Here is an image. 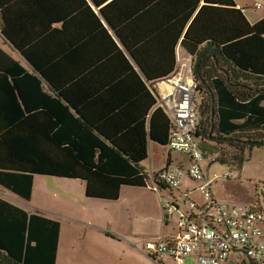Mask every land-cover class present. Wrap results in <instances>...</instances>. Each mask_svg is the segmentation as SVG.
Masks as SVG:
<instances>
[{"label":"trees","instance_id":"1","mask_svg":"<svg viewBox=\"0 0 264 264\" xmlns=\"http://www.w3.org/2000/svg\"><path fill=\"white\" fill-rule=\"evenodd\" d=\"M0 35L30 66L0 49V264H55L61 231L2 192L28 202L41 176L117 202L148 186L150 145L170 153L155 86L177 47L193 58L194 138L236 164L264 148V18L249 23L233 0H0Z\"/></svg>","mask_w":264,"mask_h":264},{"label":"built area","instance_id":"2","mask_svg":"<svg viewBox=\"0 0 264 264\" xmlns=\"http://www.w3.org/2000/svg\"><path fill=\"white\" fill-rule=\"evenodd\" d=\"M259 9L260 5L255 4ZM173 90L164 101L159 99V106L167 114L171 124L168 149L171 153L185 157L188 161L187 174L191 181L198 184L204 205L198 209L186 200L183 206L196 209L195 220L188 215L181 216L178 223V235L175 238H155L144 243L148 253L159 260L171 258L177 264L193 257L196 264H226L230 257L247 253L254 258L264 257V212L258 208H229L213 202L210 184L206 181L201 168L202 155L194 138L197 114L193 98L197 84L191 79L185 81L174 75L163 83ZM183 171L178 165L167 167L157 175L154 181L163 184L169 190H178ZM228 176V175H227ZM228 178V177H227ZM216 175L213 176L215 181ZM179 210L176 205H168L169 216Z\"/></svg>","mask_w":264,"mask_h":264},{"label":"crops","instance_id":"3","mask_svg":"<svg viewBox=\"0 0 264 264\" xmlns=\"http://www.w3.org/2000/svg\"><path fill=\"white\" fill-rule=\"evenodd\" d=\"M236 6L238 9H240L238 5ZM243 14L245 16L244 12ZM248 21L249 23H252L250 20ZM179 50L182 49L179 48L176 50L177 67L173 74L185 81H190L192 79L191 71L193 66V58L187 55L183 50L182 51L185 53V55H182L181 51ZM182 67H186L188 69L187 74L183 75L181 73ZM159 87L162 86L160 85ZM162 88L164 90L165 87ZM168 88L169 90L167 93H172L173 90L170 87ZM151 149L152 147H150V150ZM170 154L172 153L170 152L166 154L165 164L159 171L155 172L152 168L148 170L150 184L147 186V188L156 192L160 201L161 198H166V202L162 200L164 202L161 201V203H155L153 217L150 216L144 221V224L148 227V232L143 234L139 230L137 231V229H139L140 223L136 221H134L132 229L126 228L125 231L117 230L116 232L119 235L117 238L122 247L120 260L121 264H177L171 258H163L159 260L157 256H154L151 253L149 254L145 249L144 243L148 241V239L151 240L162 237L168 239L175 238L179 232L178 223L181 219V216L183 215H188L189 218L193 220L196 219L198 216L197 210L189 209L188 205L185 207L183 206L186 200L193 202L198 209L202 207V204L204 205L203 199L198 193L197 187L192 185L191 179L187 174V159L180 156V159L173 161L170 159ZM175 164H180L183 171L181 185L178 190H169L160 182L152 180V175H157L163 169L171 167ZM205 179L210 184L211 188V184L215 181H213V178L209 180L205 177ZM55 185L60 186L56 187ZM52 188L60 191L61 194L52 193L51 196H49L46 193V190H51ZM123 191L124 189L122 188L119 200L117 201L119 202V206L124 208V216L127 214L123 220L125 221L126 219L128 222H132L134 219L137 221H143L142 215L138 214L137 211H134L135 205L134 202L131 201L132 195H122ZM159 193L161 194V197ZM192 195H194L193 199L191 198ZM1 196L13 206H16L29 213L44 214L46 217L55 220L60 224V240L57 247L55 264H58L60 251L64 247V236L62 230L63 221L64 223L69 224L73 229L69 235L66 234V237L70 244L73 242L78 245L77 254L82 258L80 261H73L70 259L69 264H89L91 261H93L95 264H106V258H99L98 256H95L93 259L89 260H85L84 258L88 254L86 247H92L96 244L93 240V234L100 236L102 239L104 238V235L110 236L109 232L106 231L107 226L105 223L106 221H109L108 223H110V221L115 217L116 214L113 208L114 205L111 204H115L117 202L109 203L100 200L87 199L85 197L84 184L80 181L54 179L41 176L34 177L33 190L31 198L28 202L15 199L13 196L10 197L11 195L7 199L6 195L3 194ZM212 198L213 202L216 203L214 196ZM198 200H202L201 205H198ZM168 205H176L179 207V210H176L172 213V215L169 216L166 214ZM142 208H144L142 214L147 213V211L150 214L152 213L150 208ZM133 212H135V216H133ZM113 227L114 223L112 222L109 225V228L112 229ZM193 259L194 258L189 257L186 262L190 260L194 264Z\"/></svg>","mask_w":264,"mask_h":264},{"label":"rangeland","instance_id":"4","mask_svg":"<svg viewBox=\"0 0 264 264\" xmlns=\"http://www.w3.org/2000/svg\"><path fill=\"white\" fill-rule=\"evenodd\" d=\"M240 9H243L245 17L250 20L252 23L260 20L264 17V0H233ZM255 4H259L260 8H254ZM0 49L8 54L15 61L19 62L24 68H28L27 63L23 58L12 48L9 43H7L2 36L0 35ZM179 49V47H177ZM182 55L185 53L182 50ZM185 57V56H184ZM181 73L183 75L188 73L186 67L181 68ZM165 87L164 90L162 87ZM163 84H158L155 86L157 95L161 101H164L167 97L172 94L166 95L169 88ZM163 90V91H162ZM195 103L199 104L200 99L197 96L195 98ZM194 104V102H193ZM196 104V105H197ZM196 142L199 147V151L202 155L201 168L206 178L209 180L216 175L215 182L211 184V195L213 194L216 204L227 206L229 208H259L264 212V148L262 147H253L250 151H247L246 158L241 162V164H236L232 161L231 156L235 154V151L228 148L227 146L223 147L224 156L222 155V147L216 143L210 141H204L202 139H196ZM152 149L149 153V159L143 163L145 169L150 170L151 168L157 172L165 164L166 152H161L156 146L150 145ZM182 158V157H181ZM171 160H178L180 156L170 154ZM224 159V161H221ZM149 174V173H148ZM155 175V174H154ZM228 175V176H227ZM228 177V178H227ZM58 179V178H54ZM63 180V179H62ZM60 181V180H55ZM57 183V182H55ZM194 187H198V184L191 181ZM150 184V182H149ZM148 184V185H149ZM80 185V184H75ZM56 187L60 185H55ZM83 189V187L81 186ZM122 195H132L131 201L134 202V211H137L138 214L142 215L143 221H137L134 219L132 222L123 220L124 208L119 206V202L114 205L115 217L108 223L106 221V231L109 232L110 236L104 235L102 239L100 236L93 234V240L96 243L92 247H86L88 254L84 258L85 260L93 259L95 256L99 258H106V264H121V244L118 240L117 230L125 231L127 229H132L134 221L139 222V230L141 233L148 232V227L144 224V221L150 216L153 217L154 205L155 203H161L162 200L166 202V198H161L159 200L157 193L149 188H131L124 187ZM6 199L10 196L8 193H4ZM46 193L51 196L52 193L61 194L60 191L56 189L46 190ZM199 193V192H198ZM200 194V193H199ZM160 197L161 194L159 193ZM177 195V194H176ZM201 195V194H200ZM212 196V197H213ZM12 197V196H10ZM194 195L191 196L193 199ZM202 197V196H201ZM17 199L16 197H14ZM162 201V202H164ZM113 203V202H109ZM202 200H198V205H201ZM150 208L152 213L150 214L143 213L144 208ZM131 213V212H130ZM135 216V212L132 213ZM101 218V217H100ZM101 222V219H100ZM114 223L112 229L109 228L111 223ZM62 230L64 236V247L61 249L59 254L58 264H69V260L80 261L82 258L77 254L78 245L76 243H69L66 234L69 235L73 230L71 226L67 223H62ZM149 240V239H148ZM234 257V256H233ZM231 257L227 264H236V260ZM89 264H95L91 261ZM185 264H193L192 261H188Z\"/></svg>","mask_w":264,"mask_h":264},{"label":"water","instance_id":"5","mask_svg":"<svg viewBox=\"0 0 264 264\" xmlns=\"http://www.w3.org/2000/svg\"><path fill=\"white\" fill-rule=\"evenodd\" d=\"M27 65L29 66V64L27 63ZM30 67V66H29Z\"/></svg>","mask_w":264,"mask_h":264}]
</instances>
